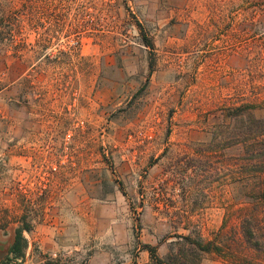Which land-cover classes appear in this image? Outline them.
<instances>
[{
  "label": "rangeland",
  "instance_id": "obj_1",
  "mask_svg": "<svg viewBox=\"0 0 264 264\" xmlns=\"http://www.w3.org/2000/svg\"><path fill=\"white\" fill-rule=\"evenodd\" d=\"M263 47L264 0H0V264L19 229L9 264H148L199 234L223 248L201 264H264L229 119Z\"/></svg>",
  "mask_w": 264,
  "mask_h": 264
},
{
  "label": "trees",
  "instance_id": "obj_2",
  "mask_svg": "<svg viewBox=\"0 0 264 264\" xmlns=\"http://www.w3.org/2000/svg\"><path fill=\"white\" fill-rule=\"evenodd\" d=\"M61 21V25L65 26V22L62 19ZM144 45L150 47L152 50L154 48L146 35L144 36ZM259 50L264 52V47L259 48ZM253 89V93L250 96L241 95L238 102L233 104V106H229L235 112V116L229 119L234 124V127H237L234 137L238 140L239 144L249 147L252 153L251 161L258 168L257 172L260 173V179L264 181V116H257V113L264 111V80L255 79ZM238 121L241 123L239 127ZM253 194L258 204H264V188H258ZM251 215L250 220L249 218L246 219L244 222L246 225L242 227L243 236L250 247L258 246L257 249H260V241L255 240V238L257 232L261 230L263 218L257 211ZM26 230L30 231V227H27ZM27 246L28 242L23 236V229L17 230L4 264H9L13 260H23ZM142 249L148 251L150 255L148 264H201L202 256L206 253L223 255V248L221 246L214 241H206L200 234L197 237L178 235L176 241L172 242L169 252L165 257L159 256L157 246L143 244ZM134 264L137 263L135 262Z\"/></svg>",
  "mask_w": 264,
  "mask_h": 264
}]
</instances>
